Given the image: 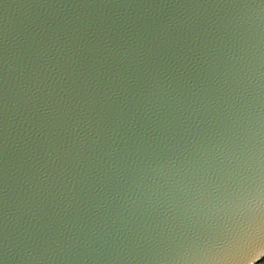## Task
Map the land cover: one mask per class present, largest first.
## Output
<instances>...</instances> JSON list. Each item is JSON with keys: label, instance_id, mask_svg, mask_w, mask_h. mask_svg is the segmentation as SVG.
<instances>
[{"label": "water", "instance_id": "obj_1", "mask_svg": "<svg viewBox=\"0 0 264 264\" xmlns=\"http://www.w3.org/2000/svg\"><path fill=\"white\" fill-rule=\"evenodd\" d=\"M0 75V264L264 255V0H0Z\"/></svg>", "mask_w": 264, "mask_h": 264}, {"label": "snow or ice", "instance_id": "obj_2", "mask_svg": "<svg viewBox=\"0 0 264 264\" xmlns=\"http://www.w3.org/2000/svg\"><path fill=\"white\" fill-rule=\"evenodd\" d=\"M3 111V76L0 75V124H2ZM2 135V131H0ZM2 157V151H0ZM0 185H2V162H0ZM0 195H2V187H0ZM245 207L251 211V214L246 217V223L264 229V186L259 188L251 187L248 189L245 197ZM224 255L222 249L217 248L210 253V257Z\"/></svg>", "mask_w": 264, "mask_h": 264}, {"label": "built area", "instance_id": "obj_3", "mask_svg": "<svg viewBox=\"0 0 264 264\" xmlns=\"http://www.w3.org/2000/svg\"><path fill=\"white\" fill-rule=\"evenodd\" d=\"M254 264H264V255L258 261H256Z\"/></svg>", "mask_w": 264, "mask_h": 264}]
</instances>
